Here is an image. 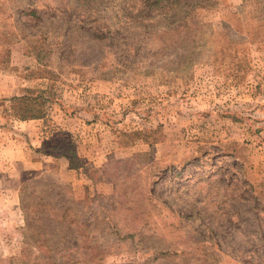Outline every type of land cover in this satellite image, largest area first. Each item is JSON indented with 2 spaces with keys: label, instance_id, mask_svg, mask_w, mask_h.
I'll use <instances>...</instances> for the list:
<instances>
[{
  "label": "rangeland",
  "instance_id": "374dc122",
  "mask_svg": "<svg viewBox=\"0 0 264 264\" xmlns=\"http://www.w3.org/2000/svg\"><path fill=\"white\" fill-rule=\"evenodd\" d=\"M22 88L61 105H0V264H264V0H0ZM53 124L87 175L35 151Z\"/></svg>",
  "mask_w": 264,
  "mask_h": 264
},
{
  "label": "trees",
  "instance_id": "16d2710c",
  "mask_svg": "<svg viewBox=\"0 0 264 264\" xmlns=\"http://www.w3.org/2000/svg\"><path fill=\"white\" fill-rule=\"evenodd\" d=\"M57 100L55 94L47 88H22L19 95L1 99L0 105L8 102L3 111L17 120H45L54 103L61 105ZM45 132H47L46 139L40 147L34 148L35 151L55 160L65 158L68 168L84 171V160L77 153L73 136L54 124L50 125L49 129H45Z\"/></svg>",
  "mask_w": 264,
  "mask_h": 264
},
{
  "label": "crops",
  "instance_id": "0c3cea01",
  "mask_svg": "<svg viewBox=\"0 0 264 264\" xmlns=\"http://www.w3.org/2000/svg\"><path fill=\"white\" fill-rule=\"evenodd\" d=\"M233 104V103H232ZM231 107H233V105H230ZM37 121H39L38 119H31V120H27V121H18V122H20V123H17V124H19L18 126L20 127L21 126V128H26V127H28L29 125H32L31 123H37ZM16 122V121H15ZM36 128H32V129H30L29 130V134L28 135H31V138L32 137H34L35 135L37 136V138H39V136H38V130H35ZM2 131V130H1ZM0 133H3V132H0ZM14 140L15 141H18V139L16 138H14ZM3 148H5V146H4V144H3V141H2V139L0 138V165H1V162L3 161L2 160V153L3 152H5L6 150H2ZM2 151V152H1ZM14 153H16L17 155H20V156H18V157H14ZM25 154H26V151H25V148L23 149V148H20V150H19V148L18 147H16V148H12L11 150H10V152H9V156L11 157V158H13V159H21L22 161L24 160V158H25ZM67 164H68V162H67Z\"/></svg>",
  "mask_w": 264,
  "mask_h": 264
}]
</instances>
